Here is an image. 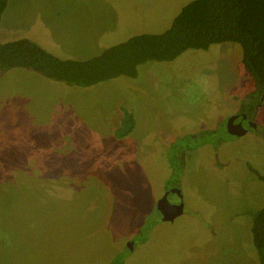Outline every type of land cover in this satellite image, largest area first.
Instances as JSON below:
<instances>
[{"label": "rangeland", "instance_id": "rangeland-1", "mask_svg": "<svg viewBox=\"0 0 264 264\" xmlns=\"http://www.w3.org/2000/svg\"><path fill=\"white\" fill-rule=\"evenodd\" d=\"M189 1L9 0L0 40L29 34L60 58H89L165 31ZM246 90L254 79L231 42L89 87L25 68L2 73L0 264H107L146 226L147 240L135 238L125 264H258L251 226L264 181L252 167L264 174V105L257 129L242 136L227 135L225 122L242 101L228 106L232 93ZM121 107L135 125L117 141ZM214 129L224 142L178 151L183 162L172 173L170 143ZM175 183L181 196L168 199L182 200L184 212L156 223L158 200Z\"/></svg>", "mask_w": 264, "mask_h": 264}, {"label": "trees", "instance_id": "trees-1", "mask_svg": "<svg viewBox=\"0 0 264 264\" xmlns=\"http://www.w3.org/2000/svg\"><path fill=\"white\" fill-rule=\"evenodd\" d=\"M8 1L0 0V21ZM223 42L237 43L242 48V64L253 77L255 90L249 93L240 111L253 118L257 107L264 104V0H190L182 5L165 31L132 35L84 59L60 58L29 34L9 41L0 40V75L12 68H25L68 85L89 87L120 76L135 78L138 67L148 61H171L188 49L206 50L212 44ZM121 110V125L114 131L117 141L129 139L135 125L132 112L126 107ZM217 129L185 135L170 143L168 159L172 173L183 162V155L179 156V164L175 161L178 151L183 153L205 143L218 146L225 138L217 136ZM226 133L232 136L227 130ZM259 133L264 137V129ZM188 139L195 141H189L190 144L178 150L180 141ZM252 169L264 181V174ZM252 218V243L258 264H264V205ZM148 231L146 226L141 232L144 235L139 234L140 241L147 237ZM127 253L126 249L121 251L109 264H122Z\"/></svg>", "mask_w": 264, "mask_h": 264}, {"label": "flooded vegetation", "instance_id": "flooded-vegetation-1", "mask_svg": "<svg viewBox=\"0 0 264 264\" xmlns=\"http://www.w3.org/2000/svg\"><path fill=\"white\" fill-rule=\"evenodd\" d=\"M4 73V72H3ZM1 76V75H0ZM251 91L249 90H246V93H244V94H241L240 95V93L237 91V92H235V93H232L233 94V96H232V98H229V102L227 103V105L228 106H232V108H233V106H235L234 105V103L232 102V99H234L233 101H237V100H239V99H241L242 101L240 102V107L237 109V110H235L234 112H233V109H232V112L231 113H228L227 115V119H226V130H227V122H228V120L229 119H233V123L236 125V124H241L242 125V127L246 130V132L249 130V129H257V124H256V122H255V120H254V117L253 118H250L246 113H244V112H241L240 111V108L242 107V104H243V102L244 101H246L247 99H248V95H249V93H250ZM262 99H263V97H262ZM231 100V101H230ZM264 105V104H263ZM263 105H260L259 107H257V110H256V113H257V111H258V109L261 107V106H263ZM255 118H256V114H255ZM222 122H223V119L220 121V123H219V125L220 124H222ZM255 123V127H253L252 126V124H254ZM227 132H228V130H227ZM245 132V133H246ZM244 133V134H245ZM131 135H132V133H130ZM129 134V135H130ZM228 134H230V135H232V136H242V135H244V134H242V135H234V134H231V133H229L228 132ZM259 135L262 137V138H264L260 133H259ZM131 137V136H130ZM221 142H224V140H222ZM221 142L219 143V144H221ZM218 144V145H219ZM169 147V146H168ZM198 147V146H197ZM197 147H195V148H197ZM217 147V146H216ZM184 151H186V150H184ZM189 151V150H188ZM169 152V151H168ZM168 152L166 153V155H167V158H168ZM169 160V159H168ZM255 169V168H254ZM259 172V171H258ZM263 181V180H262ZM172 186H174V187H172V188H178V186H176V183L174 184V185H172ZM172 188H170L169 190H167L168 191V193H167V200H168V202H170V204H173V205H179L180 203H183V201L182 200H179V201H170L169 199H168V194H169V192H174V191H171V189ZM179 189V188H178ZM180 190V189H179ZM166 191V192H167ZM166 192H164V194L166 193ZM175 193H177L176 191H175ZM164 194L162 195V197L164 196ZM177 195H179V196H181V192H179V193H177ZM161 197V198H162ZM181 199H182V197H181ZM159 201V200H158ZM183 206H184V203H183ZM182 206V212L180 213V214H183V212H184V210H183V207ZM158 205H157V207H156V215H155V219H156V223H157V219H159L160 221L161 220H163L161 217H160V215H159V210H158ZM179 214V215H180ZM178 216V215H177ZM174 218H176V217H174ZM174 220V219H173ZM163 221H172V220H163ZM149 232V231H148ZM138 233L139 232H136L135 234H134V236L129 240V241H127L126 243H125V249L128 251V253L125 255V256H123L124 258H123V261H122V264H125V261H126V258L129 256V254H130V252H132L133 250H134V248L136 247V242H135V238H137V237H140V236H143L144 234H140V236L138 235ZM139 239H141V237L139 238ZM138 239V240H139ZM147 240V237H144L143 238V241H140V243H142V242H145ZM124 249V250H125ZM123 251V250H122ZM120 253V252H119ZM117 255V254H116ZM115 255V256H116ZM114 256V257H115ZM113 257V258H114ZM112 258V259H113ZM111 259V260H112ZM111 260L107 263V264H109L110 262H111ZM125 260V261H124Z\"/></svg>", "mask_w": 264, "mask_h": 264}, {"label": "water", "instance_id": "water-1", "mask_svg": "<svg viewBox=\"0 0 264 264\" xmlns=\"http://www.w3.org/2000/svg\"><path fill=\"white\" fill-rule=\"evenodd\" d=\"M252 126L255 127V123L252 124ZM227 130L229 133L234 135H242L246 132L241 124L235 125L232 118L227 122ZM171 191H176L177 193L180 192L178 188H172ZM167 193L168 191L158 201L159 215L163 220H173L174 217L182 212L183 203H180L179 205L170 204V202L167 200Z\"/></svg>", "mask_w": 264, "mask_h": 264}]
</instances>
